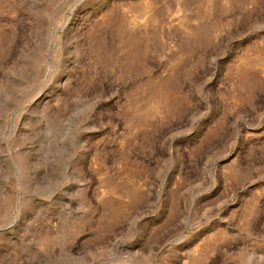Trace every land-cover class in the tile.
I'll return each instance as SVG.
<instances>
[{
  "label": "rangeland",
  "instance_id": "rangeland-1",
  "mask_svg": "<svg viewBox=\"0 0 264 264\" xmlns=\"http://www.w3.org/2000/svg\"><path fill=\"white\" fill-rule=\"evenodd\" d=\"M0 264H264V0H0Z\"/></svg>",
  "mask_w": 264,
  "mask_h": 264
}]
</instances>
